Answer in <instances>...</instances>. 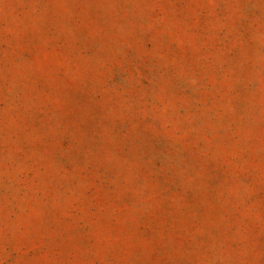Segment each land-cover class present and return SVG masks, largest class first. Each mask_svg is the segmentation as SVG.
<instances>
[{
    "label": "rangeland",
    "instance_id": "1",
    "mask_svg": "<svg viewBox=\"0 0 264 264\" xmlns=\"http://www.w3.org/2000/svg\"><path fill=\"white\" fill-rule=\"evenodd\" d=\"M0 264H264V0H0Z\"/></svg>",
    "mask_w": 264,
    "mask_h": 264
}]
</instances>
